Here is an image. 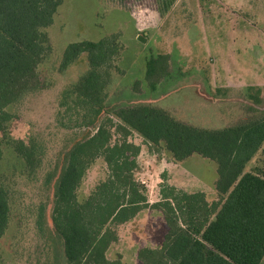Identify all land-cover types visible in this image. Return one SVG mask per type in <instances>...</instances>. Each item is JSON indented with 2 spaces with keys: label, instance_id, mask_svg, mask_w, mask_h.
Listing matches in <instances>:
<instances>
[{
  "label": "rangeland",
  "instance_id": "1",
  "mask_svg": "<svg viewBox=\"0 0 264 264\" xmlns=\"http://www.w3.org/2000/svg\"><path fill=\"white\" fill-rule=\"evenodd\" d=\"M200 1L202 10H197V19L203 36L195 46L196 35L190 34L191 21H197L194 7L188 6L187 11L185 5L172 6L162 17L147 2L134 5L143 13L134 24L142 30L148 26L162 29L154 36H142V32L136 35L115 0H62L52 26L45 30L50 51L38 66L41 87L6 108L11 120L0 132V184L9 204L7 227L0 238V264H66L62 240L52 223L59 179L70 150L92 136L106 118L116 121L115 113L123 107L150 106L177 122L212 131L264 118V85L225 87L223 74L211 70L215 64L212 57H200L207 46H213L214 52L223 51L228 37L226 17L239 16L251 28L264 31V0ZM111 35L117 38L119 53L101 94L103 108L82 125L74 113L66 115L59 103L62 92L88 71L86 55L61 68L62 53L71 43L96 42ZM176 47L178 58L169 53L174 58L170 75L152 90L145 78L147 60ZM207 65L210 70H206ZM119 139L113 134V142ZM128 140L139 148L135 177L145 187L149 205L159 200L161 184L189 193L203 192L209 202L216 200L214 161L197 154L176 161L163 145H151L135 132H130ZM14 142L33 148L37 157L34 168L14 150ZM257 169L264 172V143L244 171ZM106 176L103 159L95 160L77 189L78 201L83 202ZM165 233L162 214L143 208L117 227L118 239L107 257L120 255L123 264H142L140 250L159 248Z\"/></svg>",
  "mask_w": 264,
  "mask_h": 264
},
{
  "label": "trees",
  "instance_id": "2",
  "mask_svg": "<svg viewBox=\"0 0 264 264\" xmlns=\"http://www.w3.org/2000/svg\"><path fill=\"white\" fill-rule=\"evenodd\" d=\"M62 0H0V132L11 116L6 108L41 87L38 66L50 51L45 32ZM119 47L114 35L67 45L60 67L86 55L88 71L62 92L59 107L74 113L82 125L103 108L102 91L110 79ZM170 55L146 62L145 78L155 89L170 75ZM106 118L95 133L69 152L54 196L52 223L60 236L66 264H123L107 253L117 227L143 208L159 211L166 233L157 249H142V264H261L264 258V172H245L264 143V118L222 130L198 129L177 122L150 106L123 107ZM81 121V122H80ZM88 122V123H87ZM130 132L151 145H163L176 161L197 154L216 163V200L203 192L189 193L169 184L159 186V200L149 205L137 181L139 148ZM113 134L121 139L112 141ZM14 150L34 168L36 154L22 142ZM2 152L0 150V159ZM102 158L106 178L83 201L77 189L90 165ZM9 219L7 194L0 184V238ZM41 219V218H40Z\"/></svg>",
  "mask_w": 264,
  "mask_h": 264
},
{
  "label": "crops",
  "instance_id": "3",
  "mask_svg": "<svg viewBox=\"0 0 264 264\" xmlns=\"http://www.w3.org/2000/svg\"><path fill=\"white\" fill-rule=\"evenodd\" d=\"M242 1L244 2L245 0ZM146 2L149 5H153L154 12H158V14L162 17L167 16L168 11L172 6L178 7L185 5V7L183 8L185 10H187L186 8L188 6L194 7L195 12L197 13V17L195 16L194 18L195 20L199 15L197 10H202V1L200 0H115V2L113 3L119 6L118 10L122 11L127 16V20L132 23L133 28L135 27L134 31L137 33L136 35L142 32V36H154L162 30L160 27L157 28L155 26H148L147 28L142 30V28H140L138 24H134L135 22L140 20V18L142 19L141 15L143 13L142 10H135L133 6L136 4L143 5ZM228 9L226 10V12L229 13L230 11H228ZM224 11L225 10L222 11V14L225 16ZM238 18L239 16L235 15L228 18L226 17L228 22V37H226L227 41L225 42L226 45H224L225 47L223 51L214 52L213 46L212 48L207 46V48H205V53H200V57L205 55H210L212 57L213 63L215 62V64L214 66H211V70L213 69L214 71L216 69L215 71L220 75L223 74V82H225V87L262 86L264 85V31L255 27L251 28L248 23H246V20H240V18ZM191 22L192 24L190 25V34L192 36L196 35L193 42V44H195L196 46L198 45V41L196 40L200 39L201 36H203L201 34L202 30L199 28V19H197L196 22ZM164 50L166 54L169 55L170 53L178 58L176 54V51H178V47L174 48V50ZM207 69L210 70L209 65L206 66V70ZM208 80L209 79H207V81ZM208 83L210 84L209 81Z\"/></svg>",
  "mask_w": 264,
  "mask_h": 264
}]
</instances>
